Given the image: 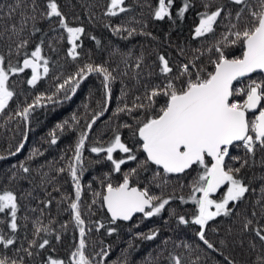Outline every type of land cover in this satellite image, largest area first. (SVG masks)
Listing matches in <instances>:
<instances>
[{
	"label": "snow or ice",
	"instance_id": "obj_1",
	"mask_svg": "<svg viewBox=\"0 0 264 264\" xmlns=\"http://www.w3.org/2000/svg\"><path fill=\"white\" fill-rule=\"evenodd\" d=\"M173 5L174 0H158V6L154 9V18L156 20L171 18ZM213 5H216V0L203 2L204 11L198 13L199 23L193 34V38L214 35L217 28L221 27L222 21H227L223 24L224 31L220 33V38L205 50L209 55L208 65L211 70L200 65L199 61L205 54V51L200 49L195 50L199 55L177 65H173L166 55H158V73L149 72L148 76L149 79L154 75L163 79L143 85V93L134 97L130 107L125 104L124 107H117L114 113L117 117L121 113H127L132 123L119 125L113 129L112 136L106 142L98 141L90 148L91 153L98 156L103 154V159L111 163V172L121 173L122 179L114 184L110 179L111 172L105 174V179L101 180L103 191H94L92 203L88 205L90 211L92 205L99 201L100 206L106 208L107 213L110 214V224L114 225L117 221H130L134 214L138 213L145 218L157 216L172 200L178 199L181 203L191 201L195 208L190 219L186 218V215H179L178 222L183 225L198 226L196 235L208 249L215 247L207 235L210 222L220 216H230L236 204L244 200L248 193L256 191L245 182L241 173L250 162L255 164L258 150L264 153V81L249 79L247 84L236 86L252 73L258 71L264 73V0H255L254 5L250 4L249 0H227L215 7ZM230 5L236 6L237 10L234 14ZM191 6L190 0H182V6L177 12L178 17H183ZM21 8L24 11L20 12L19 25L13 23L0 31V40L7 35L10 41L7 55L0 52V114L8 110L10 101L16 96L15 90L9 83L10 77L30 69L31 76L26 83L35 88L51 71L50 58L44 53V37L34 44L30 52L28 51L32 42L31 37L41 31L38 21H48L51 24L50 31L59 30V38L66 39L69 45L66 56L73 61L81 57L78 49L82 44L78 42L86 33L84 26L74 25L69 21L59 0H43L42 6L37 0H31L30 5L26 4L25 0H16L15 6L9 8V17ZM128 10L126 0H109L105 15L114 17ZM29 24H31L29 38H25L24 33L28 31ZM122 30H126L128 36H132L136 31L122 29L120 26L113 29L116 33ZM147 35L151 34L147 33ZM91 39L96 40V37L92 36ZM96 43L100 42L97 40ZM49 47L52 48L51 43ZM231 48H238L239 55H233L229 51ZM55 50L52 48V51ZM13 54L17 57L15 63L11 59ZM181 54H183L182 49ZM141 64L142 58H138L135 68L139 70ZM92 74L101 77L104 99L100 110L92 114L85 125V130L80 132L72 148L73 155L68 158L67 164L56 169L58 174L67 172L74 186V197L68 194L62 197V200L70 201L68 208L79 230V242L75 251L71 253L74 264H93L94 260L86 252V224L81 212L84 188L81 177L85 171L83 152L93 126L107 111V105L111 100V84L116 77L108 67V61L84 62L74 73L63 79L60 76L54 77L57 83L52 91L40 92L33 97L31 103L25 101L22 107L18 105L14 113L7 115V121L20 118L26 126L15 151L8 152L9 156H15L25 147L29 131L27 125L30 124L36 110L70 100L82 82ZM138 77L137 71L136 78L139 82ZM85 107L87 108V105ZM72 120L79 123L75 115ZM67 125L68 121H64L49 132L50 145L57 143L56 130H63ZM120 128L130 131L131 143L122 138ZM240 147L243 148L244 155L233 156L231 149ZM117 152L123 153L124 156L116 158L114 153ZM139 154H143V160L139 159ZM36 155L42 153L38 149H33L29 158ZM5 158L0 155V160ZM229 161L238 162L239 167H234ZM99 162L98 160L97 163ZM128 162H135L137 166L123 172L122 166ZM260 163L264 165V156L261 157ZM149 165L157 169L154 172V180L162 175H181L195 170L196 175L189 185L187 199L183 195L176 196L175 193L166 197L163 194L153 195L150 194L147 186L140 187L135 183L133 178L138 177L141 169L148 171ZM19 166L24 173L30 171L23 162ZM44 175L47 176V173ZM167 183L166 179L162 181L164 185ZM180 187L183 188L184 185L181 184ZM222 188H226V191L219 199L214 198V194ZM55 190L59 191V188ZM44 203L45 206H49L52 201L47 200ZM255 203L260 208L259 216L254 210L253 218L245 217L241 231L254 233L264 247V183L260 188V197ZM18 207L16 193L7 189L0 192V214L5 215L8 220L7 227L12 233L5 235L3 229H0V245L4 249L15 246V233L19 227ZM171 215H176L175 209L171 210ZM94 223L97 231L106 227L99 221ZM61 227L66 228L67 224ZM51 231L48 225L42 224L37 218L33 222L34 238L28 242L29 248L16 249L14 257L0 255V264H25L24 256L19 253L23 251L28 257H32L34 255L32 248L45 249L50 245V240L44 238L39 242L35 237L40 236L42 232ZM116 231V227L107 228L109 235ZM212 231L215 232L216 229ZM138 235L145 240H152L158 235V230H153L150 234ZM55 239L59 241L60 235L57 234ZM221 243L224 244L226 241ZM249 246L251 249L256 248L254 242H250ZM108 255L109 250L103 248L96 253V256L100 257L98 264H106ZM171 259L174 264H182L179 256H171ZM43 264H65V261L48 255ZM226 264H236V262L226 258ZM256 264H264V253L257 256Z\"/></svg>",
	"mask_w": 264,
	"mask_h": 264
},
{
	"label": "trees",
	"instance_id": "obj_2",
	"mask_svg": "<svg viewBox=\"0 0 264 264\" xmlns=\"http://www.w3.org/2000/svg\"><path fill=\"white\" fill-rule=\"evenodd\" d=\"M203 2L205 0H190L192 6L183 17H178L177 12L182 6V0H174L172 17L156 20L154 9L158 6V0H126L129 10L114 17L105 15L109 0H59L69 21L74 25H82L86 29V33L78 42L82 44V47L78 49L81 57L77 61L66 56L69 45L66 39L59 38V30L50 31L51 24L48 21H38L41 31L31 37L32 42L28 51L30 52L34 44L44 37V53L50 58L51 71L48 77L42 78L35 88L26 83L31 76L30 69L10 77L9 83L15 90L16 96L10 101L8 110L0 114V155L6 157L0 160V192L5 189L12 190L17 194L19 205L17 213L19 227L15 233V246L4 249L0 245V255L14 257L16 249L29 248L28 242L34 238L33 222L39 218L40 222L48 225L52 231L42 232L35 239L42 242L44 238H47L50 240V245L45 249L32 248L34 253L32 257H28L21 251L19 254L24 256L25 264H43L48 255L63 259L65 264H74L71 253L75 251L79 242V230L68 208L70 201L62 200L65 194L74 197V186L67 172L58 174L56 169L67 164L68 158L73 155L72 148L80 132L85 130V125L92 114L100 110L104 99L101 77L92 74L82 82L70 100L62 101L59 105H47L37 109L32 115L30 124L27 125L29 131L25 147L15 156H9L8 152L15 151L26 126L20 118L7 121V115L14 113L18 105L22 107L25 101L31 103L33 97L40 92L52 91L57 83L54 77L60 76L63 79L74 73L84 62L108 61V67L113 71L116 79L111 84V100L107 105V111L97 120L86 141L83 152L85 171L81 177V183L84 186L81 212L86 224V252L94 258L93 264H98L100 257L96 256V253L102 248L109 250L106 264H125V261L127 264H174L171 256H179L182 264H226V258L235 260L236 264H256L257 256L264 253V247L254 233L242 232L241 226L245 217L253 218L254 210L257 216L260 213V208L255 202L260 197V188L264 183V165L260 163L264 153L259 150L255 157V164L250 162V165L241 173L245 182L256 191L248 193L244 200L236 204L230 216H220L210 222L207 235L215 245L214 249H208L199 240L196 235L198 226L183 225L178 222L179 215H186V218L190 219L195 208L191 201L181 203L178 199L172 200L157 216L145 218L138 213L130 221H117L114 225L110 224L111 217L106 209L100 206L99 201L92 205L90 211L88 208L94 198L93 192L103 191L101 180L105 179V174L111 172V163L103 159V154L98 156L91 153L90 148L98 141L106 142L112 136L113 129L119 125L126 122L132 123L127 113H121L119 117L114 115L117 107H124L125 104L130 107L134 97L143 93V85L163 79L156 75L149 79L148 76L149 72L158 73V55H166L173 65L185 63L193 56L199 55L196 49L205 51L220 38V33L224 31L223 24L227 21H222L221 27L217 28L214 35L193 38L194 29L199 23L198 13L204 11ZM222 2L227 0H216V5ZM15 3L16 0H0V31L13 23L19 25L20 12L24 11L23 8L13 13L12 17L8 15L10 6H15ZM25 3L30 5L31 0H25ZM37 3L42 6L43 0H37ZM249 3L254 5L255 0H249ZM230 7L234 14L237 10L236 6L230 5ZM118 26L136 31L132 36H128L126 30L116 33L113 29ZM30 30L31 24L28 25V31L24 33L25 38H29ZM64 35L66 37V33ZM92 36L96 37V40L91 39ZM97 40L99 44L96 43ZM9 43L8 36L5 35L0 40V52L7 55ZM49 43L56 49L55 51H52ZM229 51L233 55H239L238 48H231ZM138 58H142L139 70L135 68ZM208 58L209 55L205 51L199 63L211 70ZM11 59L15 63L16 55L13 54ZM137 71L139 82L136 78ZM249 79L264 81V75L261 72L254 73L243 78L242 83L236 86L247 84ZM73 115L78 118V124L72 120ZM64 121H68V125L63 130H56L57 143L50 145L49 132ZM120 131L122 138L131 143L130 131L126 128H120ZM33 149H38L42 155L29 158ZM231 153L233 156H243L244 150L242 147L233 148ZM114 156L121 158L124 154L117 152ZM61 157L64 158L61 159ZM143 158V154H139V159L143 160ZM98 160L99 163H97ZM21 162L30 169L28 173H24L20 168ZM229 163L239 167L238 162L229 161ZM136 166L135 162H128L122 166V171L127 172ZM148 167V171L141 169L138 177L133 178L135 183L140 187L147 186L150 194L153 195L163 194L166 197L175 193L176 196L183 195L187 199L189 185L193 176L196 175L195 170L181 175H162L154 180V172L157 169L151 165ZM45 173L47 176L44 175ZM110 179L115 184L121 181L122 174L111 172ZM165 179L168 181L166 185L162 184ZM49 180L52 182L48 183ZM181 184L184 185L183 188L180 187ZM56 188H59V191H56ZM221 192L220 190L214 196L219 199ZM47 200L52 201L49 206H45L44 202ZM172 209H175L176 215H171ZM0 221H3L0 223V229H3L5 235H11V230L7 227L8 220L4 214H0ZM97 221L104 223L106 227L97 231L94 223ZM65 224L67 227L62 228L61 226ZM108 227H116L117 231L109 235ZM89 228L92 230L88 231ZM153 230H158V235L152 240H145L138 235L150 234ZM57 234L61 237L59 241L55 239ZM221 241L226 243L222 244ZM250 242L256 244L255 249L250 248Z\"/></svg>",
	"mask_w": 264,
	"mask_h": 264
},
{
	"label": "rangeland",
	"instance_id": "obj_3",
	"mask_svg": "<svg viewBox=\"0 0 264 264\" xmlns=\"http://www.w3.org/2000/svg\"><path fill=\"white\" fill-rule=\"evenodd\" d=\"M221 191H222L221 193L223 194V192L226 191V188L221 189ZM214 198H217L218 199L217 196H214Z\"/></svg>",
	"mask_w": 264,
	"mask_h": 264
},
{
	"label": "water",
	"instance_id": "obj_4",
	"mask_svg": "<svg viewBox=\"0 0 264 264\" xmlns=\"http://www.w3.org/2000/svg\"><path fill=\"white\" fill-rule=\"evenodd\" d=\"M256 73H259V71L256 72ZM261 73H262V72H261ZM252 74H254V73H252ZM252 74H250V75H252ZM262 74L264 75V73H262ZM105 209H106V208H105ZM106 212H107V210H106ZM109 215H110V214H109ZM134 216H135V214H134ZM134 216H133V217H134Z\"/></svg>",
	"mask_w": 264,
	"mask_h": 264
}]
</instances>
